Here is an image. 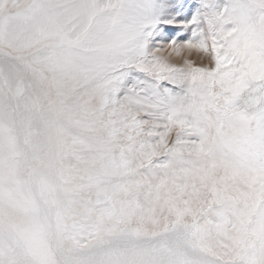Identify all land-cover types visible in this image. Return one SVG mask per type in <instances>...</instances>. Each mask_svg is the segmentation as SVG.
Instances as JSON below:
<instances>
[{
    "label": "snow or ice",
    "instance_id": "1",
    "mask_svg": "<svg viewBox=\"0 0 264 264\" xmlns=\"http://www.w3.org/2000/svg\"><path fill=\"white\" fill-rule=\"evenodd\" d=\"M0 264H264V0H0Z\"/></svg>",
    "mask_w": 264,
    "mask_h": 264
},
{
    "label": "rangeland",
    "instance_id": "2",
    "mask_svg": "<svg viewBox=\"0 0 264 264\" xmlns=\"http://www.w3.org/2000/svg\"><path fill=\"white\" fill-rule=\"evenodd\" d=\"M194 61H196L197 63H199V59H198V56L197 54L193 53L192 57H191ZM170 60L174 63H177L179 64L181 62V58L180 57H170Z\"/></svg>",
    "mask_w": 264,
    "mask_h": 264
}]
</instances>
